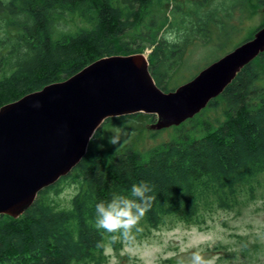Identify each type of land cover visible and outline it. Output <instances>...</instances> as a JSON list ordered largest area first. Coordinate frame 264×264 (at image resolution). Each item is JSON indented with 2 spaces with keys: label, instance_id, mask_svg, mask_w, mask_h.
I'll return each instance as SVG.
<instances>
[{
  "label": "trees",
  "instance_id": "obj_1",
  "mask_svg": "<svg viewBox=\"0 0 264 264\" xmlns=\"http://www.w3.org/2000/svg\"><path fill=\"white\" fill-rule=\"evenodd\" d=\"M213 2L197 0L198 12H183L174 0H0V106L100 57L147 47L156 82L169 90L166 78L194 39L195 26L208 37L209 23L220 20ZM166 4L181 12H166ZM174 31L179 42L169 43L165 36ZM220 96L226 102L222 119L203 118L191 130L201 135L182 133L146 156L132 146L98 150L90 143L71 172L43 188L22 214L0 215V264H109V247L119 251L154 229L179 222L202 226L220 209L240 212L264 192V51L208 105ZM138 115L155 116L140 111L103 123ZM145 182L156 199L140 222L142 231L108 246L110 234L95 227V205L113 192L130 196L133 184Z\"/></svg>",
  "mask_w": 264,
  "mask_h": 264
},
{
  "label": "water",
  "instance_id": "obj_2",
  "mask_svg": "<svg viewBox=\"0 0 264 264\" xmlns=\"http://www.w3.org/2000/svg\"><path fill=\"white\" fill-rule=\"evenodd\" d=\"M264 51V25L191 79L165 90L145 52L111 54L69 77L0 106V215L22 214L39 192L67 175L108 117L156 114L149 128L181 124L224 91ZM39 102L40 107H34Z\"/></svg>",
  "mask_w": 264,
  "mask_h": 264
},
{
  "label": "rangeland",
  "instance_id": "obj_3",
  "mask_svg": "<svg viewBox=\"0 0 264 264\" xmlns=\"http://www.w3.org/2000/svg\"><path fill=\"white\" fill-rule=\"evenodd\" d=\"M174 1L183 3V12L199 11L197 0ZM168 5L165 6L166 12H181ZM212 5L220 20L209 23L211 31L208 37L203 28L195 26V34L191 36L194 39L188 42L183 57L166 78L168 89L191 79L211 62L233 50L264 23V4L260 0H214ZM228 7L231 12H224ZM154 12L159 10L154 9ZM175 32L171 33L176 35ZM151 49H145L147 56ZM225 107V99L220 96L215 105H208L201 113L181 124L161 129L149 128V124L156 120V114L154 117H123V123L108 121L101 125L98 139H104L98 143H103L105 149L114 147L122 150L132 146L146 156L151 148L180 138L182 133L201 135L202 132L191 131L192 126L197 124L195 127L198 128L203 118L211 121L222 119ZM115 127L128 133L120 146L107 142ZM71 189L69 187L66 191ZM194 251H200L206 259L215 258V264H264V192L260 191L256 198L249 200L240 212L224 209L214 212L202 226L184 222L166 225L154 229L143 239L126 244L119 251L108 248L112 264H188Z\"/></svg>",
  "mask_w": 264,
  "mask_h": 264
},
{
  "label": "clouds",
  "instance_id": "obj_4",
  "mask_svg": "<svg viewBox=\"0 0 264 264\" xmlns=\"http://www.w3.org/2000/svg\"><path fill=\"white\" fill-rule=\"evenodd\" d=\"M165 39L169 43L179 42L171 33L166 35ZM34 107H40L39 102H36ZM127 135L126 131L115 127L112 134L107 137V142L112 146H120ZM103 139H98L92 133L88 137L89 143H95L98 150H103L105 147L103 143H97L98 140ZM152 193L153 187L146 182L133 184L130 196L113 192L107 202L101 201L95 205V227L110 234L108 246L118 241H131L135 238V233L142 231L140 222L156 199ZM98 247L105 248L106 245L100 243ZM109 264H112V261ZM188 264H215V258L206 259L200 251H194Z\"/></svg>",
  "mask_w": 264,
  "mask_h": 264
},
{
  "label": "bare ground",
  "instance_id": "obj_5",
  "mask_svg": "<svg viewBox=\"0 0 264 264\" xmlns=\"http://www.w3.org/2000/svg\"><path fill=\"white\" fill-rule=\"evenodd\" d=\"M258 55H259V54H258ZM258 55H257V56H258ZM257 56H256V57H257ZM253 60H254V59H253ZM251 61H252V60H251ZM251 61H250V62H251ZM248 63H249V62H248ZM248 63H247V64H248ZM247 64H246V65H247Z\"/></svg>",
  "mask_w": 264,
  "mask_h": 264
}]
</instances>
